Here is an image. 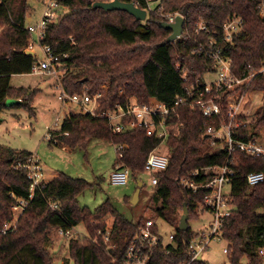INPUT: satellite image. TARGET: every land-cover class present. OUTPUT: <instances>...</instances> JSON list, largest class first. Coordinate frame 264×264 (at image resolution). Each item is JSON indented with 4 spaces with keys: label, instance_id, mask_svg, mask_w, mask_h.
I'll return each mask as SVG.
<instances>
[{
    "label": "trees",
    "instance_id": "1",
    "mask_svg": "<svg viewBox=\"0 0 264 264\" xmlns=\"http://www.w3.org/2000/svg\"><path fill=\"white\" fill-rule=\"evenodd\" d=\"M95 1L110 0H59L62 14L47 25L42 42L60 54V61L66 65L62 83L67 92H80L86 87L95 93L101 85H107V91L99 98L97 114L124 105L130 98L141 104L150 98L169 105L181 100L178 115L170 118L179 124V129L166 140L169 163L157 173L152 202L153 213L174 226L179 223L185 203L188 229L176 227L173 244L156 247L151 264H208L200 258L190 261L186 252L189 241L196 235L189 221L204 211L205 190L192 192L179 183L187 171L222 164L227 156L221 141L210 147L201 135L214 118L188 103L194 89L202 86L203 75L214 71L213 60L200 53L199 48L202 45L206 51L220 49L231 60L234 77L254 73L247 91H262L263 102L249 121L245 116L239 118L243 124L235 129L234 135L245 141L255 139V132L260 130L264 135V15L260 13L264 0H161L160 11L148 9L146 0H121L146 9L144 20L124 10L94 7ZM28 11L27 0H0V121L8 107L22 106L34 114L32 102L38 90L10 83L11 75L30 73L34 65V55L25 52ZM173 12L182 15L184 23L181 37L171 42L167 41L171 31L160 27L159 22L167 21L166 13ZM233 17L241 18V28L232 41H226L222 24ZM200 22L206 24V29L196 31ZM221 92L212 90L206 96H219ZM232 92L226 91L220 97L223 103ZM8 99L12 101L7 102ZM97 114L69 111L61 127L51 131L55 141L49 143L76 147L85 145L90 138H98L125 144L122 161L130 168V176L136 178L159 139L148 136L141 127L113 133L107 119ZM220 118L216 120L221 121ZM31 155L29 151L0 143V264H53L46 247L49 232L79 224L85 226L89 237L68 239L73 264H119L142 219L137 223L128 220L108 200L94 210L80 206L77 196L89 183L65 172L40 183L29 197L31 181L22 165ZM232 156L234 176L229 184L232 208L221 228L222 238L227 242L226 253L231 264H243L244 257L246 264H263L259 250L264 248V214L258 209L264 207V181L249 185L246 174L264 172V158L248 156L239 149ZM21 200L26 201L23 211L3 231L14 215V206ZM50 203H55L56 208L52 209ZM107 215L113 218L109 227L104 221ZM107 232L114 244L108 249L103 242Z\"/></svg>",
    "mask_w": 264,
    "mask_h": 264
},
{
    "label": "built area",
    "instance_id": "2",
    "mask_svg": "<svg viewBox=\"0 0 264 264\" xmlns=\"http://www.w3.org/2000/svg\"><path fill=\"white\" fill-rule=\"evenodd\" d=\"M160 1L146 0L147 8L160 11ZM152 2L156 4L152 5ZM43 5L42 16L36 25L29 24L26 26L29 37L25 50L32 51V55L35 57L34 65L30 73L49 75L56 79L57 87L59 88L58 99L61 101L63 108L67 104H75L79 105L84 110L83 112L97 114L95 110L99 106V98L102 95V91L90 93L84 87L80 92L69 93L63 86L62 78L67 71V67L60 61V54L54 53L49 44L42 42L47 25L58 20L62 14L63 7L60 5L59 0H43ZM260 13L264 15V3ZM177 14L179 13H166L167 22H173ZM241 23L242 20L239 17L228 18L223 22L222 29L226 41H232L234 34L240 30ZM205 29V23H198L196 31ZM209 42L212 43V40L210 39ZM199 49L200 53L208 55L213 60V67L214 71L217 72V77L208 83H202V86L198 89H194L191 95L192 100L188 103L192 108L199 107L205 116L214 118L211 124L207 125L201 131V135L206 138L210 147H212L211 145L218 146V141H221L224 144L227 156L222 164H212L195 168L187 171L179 179V183L187 190L192 192H197L200 189L205 190L202 207L212 217L211 221L199 232H196V235L189 241L186 252L189 255L190 261L200 258L202 252L209 247L212 240L222 237L221 228L224 218L231 213L232 208L230 190L227 194H224L223 185L225 183L230 184L234 176V169L232 168L234 161V157L232 156L233 151L239 149L248 156H260L264 158V142L258 141L257 139L245 141L234 135L235 129L243 124L239 118L246 116L245 112L242 113L241 109L244 96L247 93V84L254 76V73H250L244 78L234 77L231 72V60L223 56L220 49L206 51L202 45ZM36 50L41 52V57L36 58ZM212 90H220L222 94L219 96H206ZM226 91L233 92L226 97L223 103L220 97ZM180 103L181 100H177L173 105H169L155 98H150L148 102L141 104L136 102L134 98H130L124 105L118 104L111 111L97 114L107 119L110 130L113 133L141 127L148 136L159 139L157 145L148 153L143 167V172L149 173L150 183L152 185L157 183V173L163 171L168 166L169 152H159L158 148L163 144L167 145L166 140L168 136L170 134H176L179 129V124L172 122L170 118L174 114L178 115L176 111ZM217 117H221V121H217ZM224 118H227V120H224ZM58 122L59 118L56 117L52 125L47 128L48 140L55 141L51 131L54 130ZM216 122L218 123L217 126L214 125ZM114 146L116 162L114 170L111 173V182L113 184H126L130 178V168L124 165L122 161L123 151L126 145L114 144ZM22 166L28 171V178L31 181L29 197H32L35 188L47 180L44 178L43 169L34 154ZM246 181L249 185L261 183L264 181V172H249L246 174ZM25 204L26 201L21 200L14 206V210L19 209L18 213L23 211ZM56 206L55 203H50L52 209L56 208ZM75 226L77 225L68 227L61 226L54 230L61 236L80 237L79 235H72L76 233L72 231ZM8 227L9 225L6 223L2 230L6 231ZM88 237L87 233L81 239ZM173 237L174 232H171L167 239H165L159 231L157 218H146L140 224L137 233L129 241L123 257L119 260V264H151L155 248L173 244ZM92 240L96 241V238ZM103 242L106 249L114 246L111 242L109 232L103 237ZM169 251L170 249H168ZM224 251L226 252V247ZM259 253L264 255V248H261Z\"/></svg>",
    "mask_w": 264,
    "mask_h": 264
},
{
    "label": "rangeland",
    "instance_id": "3",
    "mask_svg": "<svg viewBox=\"0 0 264 264\" xmlns=\"http://www.w3.org/2000/svg\"><path fill=\"white\" fill-rule=\"evenodd\" d=\"M27 3L29 11L26 14L25 24L26 26L29 24L36 25L42 16L43 0H27ZM155 4L152 2V5ZM35 53L36 58L41 57L39 50H36ZM216 77V71H208L203 75L202 82L208 83ZM11 85L26 87L30 90L37 89L38 91L32 102L34 114L22 106L8 107L3 110L0 121L1 144L34 154L43 169L45 179H48L53 172H65L70 176L86 180L89 186L77 196V203L80 206L94 210L102 202L108 200L118 212L134 223L150 217L157 218L159 231L165 239L171 232L175 231L178 224L174 226L153 213V185L150 183L148 172H139L136 178L130 176L126 184H113L111 182L110 177L116 162L115 146L112 142L90 138L83 146H67L66 148H62L60 144L49 143L47 128L52 125L56 117L59 118V122L54 130L60 128L61 121L69 111H84L75 104H67L64 108L62 107L61 101L58 99L59 88L54 77L33 73L13 74ZM98 91L105 93L107 85H101ZM10 101L12 100H7V102ZM262 102V91H247L241 109L242 113L245 112V117L249 118L246 119L247 121L254 117ZM251 127L249 125V131ZM254 137L258 141L264 142L262 130L255 132ZM211 146L216 147L217 145ZM158 151L167 153L169 148L163 144L158 148ZM137 180H140L143 186L140 188L137 201L133 203L131 198L137 187ZM229 190V184L225 183L223 185L224 194H227ZM13 211L12 219L6 222L9 226L15 223V215L19 209ZM258 212L264 214V207L258 209ZM211 219L209 212L202 211L196 219L189 221V226L193 231L199 232ZM112 220L110 215L104 218L107 227L110 226ZM72 231L78 233L72 235H79L78 238L80 239L87 235L83 224L75 226ZM69 238L57 234L56 230L49 232V242L46 247L51 254L53 264H73L68 248ZM226 246L227 242L222 237L214 239L209 247L202 252L200 259L208 264H231L227 253L224 251ZM261 256L264 264V255ZM242 263L246 264L247 258L244 257Z\"/></svg>",
    "mask_w": 264,
    "mask_h": 264
},
{
    "label": "water",
    "instance_id": "4",
    "mask_svg": "<svg viewBox=\"0 0 264 264\" xmlns=\"http://www.w3.org/2000/svg\"><path fill=\"white\" fill-rule=\"evenodd\" d=\"M93 6L100 7L105 10H115V9L124 10L139 20H144L147 16L146 9L136 6L133 2H123L121 0L95 1L93 3ZM183 23H184V17L180 14H177L173 22L160 21L159 26L171 31L170 35L167 37V41L172 42V41H176L181 36ZM26 53L32 55V51H26ZM142 184L143 183L140 180H137V188L135 189L131 198V201L133 203L136 202L138 199L140 187L142 186ZM187 221H188V207L184 203L183 212L179 219L177 228L186 231L188 229Z\"/></svg>",
    "mask_w": 264,
    "mask_h": 264
},
{
    "label": "crops",
    "instance_id": "5",
    "mask_svg": "<svg viewBox=\"0 0 264 264\" xmlns=\"http://www.w3.org/2000/svg\"><path fill=\"white\" fill-rule=\"evenodd\" d=\"M28 18L30 19V17H28ZM12 76H13V75H11L10 83H11ZM62 148H65V147H62ZM114 166H115V165H114ZM57 174H58V172H53V173L51 174V176H50L48 179H46V180H50L51 178H53V177L56 176Z\"/></svg>",
    "mask_w": 264,
    "mask_h": 264
}]
</instances>
